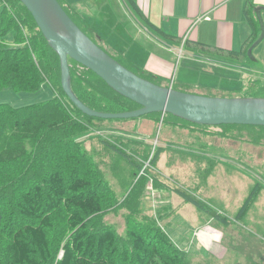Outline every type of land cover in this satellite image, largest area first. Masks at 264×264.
<instances>
[{"label": "rangeland", "instance_id": "1", "mask_svg": "<svg viewBox=\"0 0 264 264\" xmlns=\"http://www.w3.org/2000/svg\"><path fill=\"white\" fill-rule=\"evenodd\" d=\"M61 4L106 49L83 20L88 3L61 0ZM22 8L19 0H0V16L9 10L6 20L15 9L19 11L15 15L25 17ZM24 30L17 33L18 41L32 32ZM15 33V29L6 35L0 32V49L12 43ZM252 57L243 53L236 67L205 76V80H221L228 90H220L216 83L210 88H177L208 96L264 98V40L253 48ZM52 97L46 84L36 93L0 90V103L14 106ZM70 113L77 120L71 134L91 156L100 185L103 210L89 217L90 232L113 230L118 248H126L133 263L129 229L147 235L160 228L184 264H264V127L199 125L166 113L101 120H88L76 107ZM19 161L13 150L0 152V264H10L4 237L19 220L15 203L26 187ZM190 197L220 217L211 216ZM60 254L52 244L41 264H55Z\"/></svg>", "mask_w": 264, "mask_h": 264}, {"label": "trees", "instance_id": "2", "mask_svg": "<svg viewBox=\"0 0 264 264\" xmlns=\"http://www.w3.org/2000/svg\"><path fill=\"white\" fill-rule=\"evenodd\" d=\"M58 1L61 4V0ZM61 5L83 30L73 14ZM249 5L250 0H246L245 15L253 29ZM22 6L25 17L15 15L19 13L15 9L14 15L9 14L6 20L9 10L1 12L0 28L3 29L0 32L6 35L15 29L16 33L13 44L0 49V90L36 93L46 84L54 97L21 106L0 103V152L10 149L20 155L17 167L26 181V187L15 203L19 220L4 237L10 264H41L47 259L52 244H56L61 252L55 264H132L128 250L118 248L113 230H88L89 217L103 210L100 185L95 180L97 174L91 156L75 139V134H71L77 127V120L70 113L75 106L61 89L58 56ZM20 28L23 32L27 28L32 31L26 37L23 34L21 42L17 39ZM164 35L175 39L173 35ZM69 68L72 91L89 108L113 113L138 107L77 62L69 59ZM83 116L88 120H101ZM190 198L211 216L220 217L207 204ZM128 234L134 251L133 264H184L164 230L150 229L144 235L131 228Z\"/></svg>", "mask_w": 264, "mask_h": 264}, {"label": "crops", "instance_id": "3", "mask_svg": "<svg viewBox=\"0 0 264 264\" xmlns=\"http://www.w3.org/2000/svg\"><path fill=\"white\" fill-rule=\"evenodd\" d=\"M80 1L88 3V15H83L88 29L136 72L175 89L216 83L222 91L228 89L221 80L205 76L242 63L240 57L259 36L253 7L264 6V0H250L252 29L246 0H67Z\"/></svg>", "mask_w": 264, "mask_h": 264}, {"label": "water", "instance_id": "4", "mask_svg": "<svg viewBox=\"0 0 264 264\" xmlns=\"http://www.w3.org/2000/svg\"><path fill=\"white\" fill-rule=\"evenodd\" d=\"M32 16L48 46L59 59L60 86L68 100L83 114L101 119H126L150 113H166L199 125H254L264 127V98L220 97L162 86L122 65L95 43L65 12L58 0H19ZM259 36L248 47L264 38V6L253 7ZM69 59L100 77L119 95L138 107L123 112L96 111L82 103L71 88ZM254 60V59H253Z\"/></svg>", "mask_w": 264, "mask_h": 264}]
</instances>
